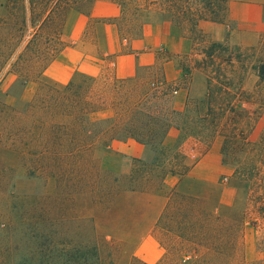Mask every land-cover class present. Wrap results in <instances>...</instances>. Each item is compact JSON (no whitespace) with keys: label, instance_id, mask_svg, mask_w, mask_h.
Returning <instances> with one entry per match:
<instances>
[{"label":"trees","instance_id":"trees-1","mask_svg":"<svg viewBox=\"0 0 264 264\" xmlns=\"http://www.w3.org/2000/svg\"><path fill=\"white\" fill-rule=\"evenodd\" d=\"M91 1L7 0L6 15L0 16V74L10 61V75L15 76L10 85V145H4L0 160V264H116L122 244L100 233L92 216L77 213L76 196L99 195L109 209L125 190L161 192L166 171L184 176L179 155L164 145L172 127L180 131L177 147L190 137L206 145L218 136L224 139V165L234 170L222 182L234 185L238 200L222 216L203 207L206 201L196 185L174 189L155 233L167 231L176 249L194 245L193 252L176 253V264H232L243 225L264 227V127L251 137L264 115V35L247 47L228 39L210 41L201 26L226 23L227 0H139L134 6L137 22L121 23V14L120 33L136 36L145 23L159 18L173 32L191 36L195 47L187 62L180 63L181 81L154 85L143 96L129 84L139 74L113 78L100 88L98 78L76 72L60 84L46 70L64 49L61 35L68 14ZM115 1L123 13L127 0ZM195 73L206 84L201 104L189 98L177 108L175 92L180 87L189 91ZM251 75L257 81L248 93L244 83ZM34 82L36 92L26 99L24 93ZM238 100L251 103L253 111L239 109ZM128 139L158 155L152 162L134 159L130 174L123 176L105 166L97 147ZM170 155L176 170L163 166ZM20 176L32 187L19 189ZM168 253L157 264H168ZM130 264L146 263L132 258Z\"/></svg>","mask_w":264,"mask_h":264},{"label":"crops","instance_id":"crops-1","mask_svg":"<svg viewBox=\"0 0 264 264\" xmlns=\"http://www.w3.org/2000/svg\"><path fill=\"white\" fill-rule=\"evenodd\" d=\"M227 2L229 16L226 23L205 22L201 26L209 40L224 42L229 38L231 42L233 34L237 33L240 37V41H236L238 45L245 41L252 45L257 43L264 35V0ZM121 14V7L115 0H93L83 10L71 11L61 35L64 49L58 60L48 66L46 74L60 84H67L76 72L94 78L108 76L128 80L145 69L159 72L166 85H177L182 78L179 60L193 51V38L173 32L164 20L147 22L138 35L124 38L118 25ZM188 93L183 87L177 90L174 96L177 108L184 107ZM179 139L180 131L172 127L164 145L167 150L173 149L172 152L179 155L186 166L184 176L166 171L161 192L122 191L114 199L116 209L102 213V220L107 224L104 234L123 246L116 264H130L132 258L146 264L162 261L166 249L155 233L156 225L169 202V195L181 187L185 178L201 182L207 194L199 196L209 201L212 195L217 201V209L236 205L237 189L231 184L225 187L222 182L216 181L215 170L225 168L222 150L217 151L213 143L206 145L192 137L177 147ZM193 150L200 153V160L196 163L189 159L196 156ZM100 156L106 167L123 176L130 174L134 159L149 161L154 158L151 149L134 139L113 140L107 148H103ZM163 166L166 170H176L177 162L171 160L170 155ZM90 216L97 224L100 216ZM258 229L257 226L254 230L245 228L244 258L248 261L264 259L258 246Z\"/></svg>","mask_w":264,"mask_h":264},{"label":"rangeland","instance_id":"rangeland-1","mask_svg":"<svg viewBox=\"0 0 264 264\" xmlns=\"http://www.w3.org/2000/svg\"><path fill=\"white\" fill-rule=\"evenodd\" d=\"M139 0H127L125 3V11L122 13V16L120 18V22L124 23L126 20L131 22L136 21V16L134 15V6L135 4L139 3ZM7 3V0H0V16L6 15V10H5V5ZM85 8L81 7V10H83ZM154 20L157 21H162L159 18H155ZM168 23V21H165ZM169 24V23H168ZM129 32L127 30H125V34H128ZM238 34L234 33L233 34V41H231L232 44H238L237 42L240 41V37L238 38ZM209 39V37H207ZM194 40V39H193ZM229 40V38H228ZM237 41V42H236ZM196 41L194 40V43ZM257 44V43H255ZM253 44V45H255ZM242 46H252V44L248 43V42H244V44H241ZM195 47V44H194ZM194 50V49H193ZM193 53V51L190 54H187L183 57L180 58V63H184L187 62L188 58H190L191 54ZM58 60V57L55 59ZM181 67V65H180ZM183 73V70H182ZM138 80L136 82H130L129 84L134 88V93H137L138 96H143L145 93L149 92L150 88H153L154 85L156 86H162L164 84H166L164 82V78L161 76V74L159 72H156L154 70H145L142 69L140 71V74L138 76ZM15 80V76L14 75H10V61L8 62L7 66L5 67V69L2 71V73L0 74V160L2 161L3 159V147L4 145L8 144L10 145V85L14 82ZM257 81V78L255 75H251L250 77H248V79L245 81L244 83V90L248 93H251L255 83ZM114 82V79L112 77H108V76H103V77H99L97 80V84L98 86L101 88L103 85L105 84H111ZM193 85L191 86L187 99H191L192 104H194L195 101H198L199 104H201L200 101L203 100L204 95L206 93V84H205V79L202 75L195 73L194 76V81H193ZM136 84V85H134ZM38 85L37 82L31 83L26 91H25V98L29 99L30 97H32L34 95V93L36 92ZM184 88V87H183ZM167 89L172 90L171 87L169 86ZM176 96V95H174ZM187 101V100H186ZM5 104H9V107L6 108ZM236 106L241 109V110H245V111H253L254 106L251 103L246 102L245 100H238L236 102ZM264 127V115L262 116V118L260 120H258L255 124L254 127L251 131V137L253 139L256 138V136L260 133V131L262 130V128ZM213 145L214 147H216L217 151L222 150L223 152V147H224V139L222 137H218L217 139H215V141H213ZM103 150V146L99 145L97 147V154L98 156H100V153ZM196 150V149H195ZM170 151H173L170 150ZM194 151V150H193ZM196 152V156L195 157H191L189 159H191V161L193 163H196L200 160V153ZM152 153L154 155V158L152 160H149L147 162H152L155 157L158 155V153H156L155 151L152 150ZM186 157V155H185ZM223 161H224V156H223ZM192 162H188L191 163ZM234 170V166L233 165H228L225 166V168L222 169H218L215 170L216 171V175H217V179L216 181L222 182V178L223 176L227 175H231V173ZM22 171L20 170L19 173H21ZM163 172V171H162ZM174 180V179H173ZM223 186H229L230 184L232 186H234L232 183L227 182V181H223ZM190 184L196 185L197 189H195V191H197V194H207L206 190L203 189V186L201 184V182H195V180L193 178H185L182 181V189L186 186H189ZM40 186V184L38 185ZM32 187V183H30L29 181H27L26 179L22 178L20 176L19 178V189H29ZM218 187V185H217ZM2 198V194H0V200ZM94 198V201H92ZM104 199V198H103ZM101 199V197L98 195V197L96 195H90V194H80L76 196V204H77V213L79 215L82 216H90V214H95V215H99L100 218L97 222V228L98 231L102 234H104L103 230L106 229L107 224H104V221L102 220V213L105 210H109V209H116V206H114L113 204L111 205V207L109 209H107L108 204H105L104 200ZM236 199L238 200V194L236 196ZM237 202V201H236ZM203 205V204H202ZM203 207L211 212H217V214H220L222 216H224V214L227 213V208H219L217 209V201L216 199L211 195L209 201H206L205 204L203 205ZM250 227L251 229H255V226H253L252 224H250L249 222L246 223L245 225H243L242 230H241V237H239L238 239V246H237V252H236V258L234 260V262L232 264H258V262L260 261H255V260H246L244 258V239H245V235H247L245 228ZM254 227V228H253ZM260 232L258 233V246L261 250V252L264 254V227H259L258 229ZM105 235V234H104ZM157 237L159 239H161L164 243V248L166 249V251H168V256L169 259H167L168 264H176L175 257H176V253H178L179 251H188L190 253L193 252L192 247L194 245H181L180 247L177 248V244L175 243V239L168 234L167 231L165 230H159L157 233ZM262 244V245H261ZM122 247V246H121ZM176 249V250H175ZM250 255L251 252H250ZM167 256V258H168ZM264 260V259H263ZM262 261V260H261Z\"/></svg>","mask_w":264,"mask_h":264},{"label":"built area","instance_id":"built-area-1","mask_svg":"<svg viewBox=\"0 0 264 264\" xmlns=\"http://www.w3.org/2000/svg\"><path fill=\"white\" fill-rule=\"evenodd\" d=\"M175 93H177V92H175Z\"/></svg>","mask_w":264,"mask_h":264}]
</instances>
